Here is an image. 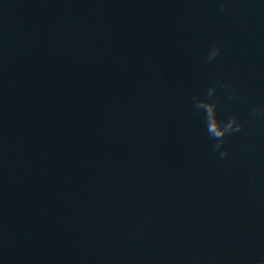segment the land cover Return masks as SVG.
Wrapping results in <instances>:
<instances>
[{
  "label": "water",
  "instance_id": "obj_1",
  "mask_svg": "<svg viewBox=\"0 0 264 264\" xmlns=\"http://www.w3.org/2000/svg\"><path fill=\"white\" fill-rule=\"evenodd\" d=\"M217 76L245 122L223 161L188 104ZM255 103L257 0H0V264H262Z\"/></svg>",
  "mask_w": 264,
  "mask_h": 264
},
{
  "label": "clouds",
  "instance_id": "obj_2",
  "mask_svg": "<svg viewBox=\"0 0 264 264\" xmlns=\"http://www.w3.org/2000/svg\"><path fill=\"white\" fill-rule=\"evenodd\" d=\"M218 11L225 13L229 10L230 0H215ZM264 6V0H257ZM219 44H212L204 57L205 62L214 64L221 56ZM242 92L223 76H217L207 82L200 93L188 97L190 110L201 124L202 131L208 142L211 153L220 161L229 157V140L241 134L245 129V122L237 112L221 114L222 105H236L242 100ZM247 119L264 121V103L251 104L247 110ZM255 177L250 183H255ZM264 264V262H262Z\"/></svg>",
  "mask_w": 264,
  "mask_h": 264
}]
</instances>
